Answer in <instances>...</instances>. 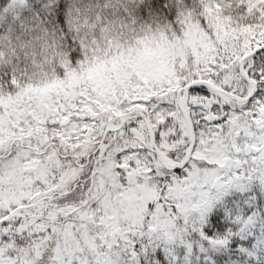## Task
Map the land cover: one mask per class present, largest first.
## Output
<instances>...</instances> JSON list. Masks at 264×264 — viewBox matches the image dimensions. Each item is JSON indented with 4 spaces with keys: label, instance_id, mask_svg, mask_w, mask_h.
<instances>
[{
    "label": "snow or ice",
    "instance_id": "snow-or-ice-1",
    "mask_svg": "<svg viewBox=\"0 0 264 264\" xmlns=\"http://www.w3.org/2000/svg\"><path fill=\"white\" fill-rule=\"evenodd\" d=\"M0 264H264V0H0Z\"/></svg>",
    "mask_w": 264,
    "mask_h": 264
}]
</instances>
